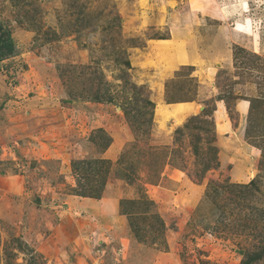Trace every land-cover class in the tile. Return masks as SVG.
I'll list each match as a JSON object with an SVG mask.
<instances>
[{
  "label": "rangeland",
  "instance_id": "374dc122",
  "mask_svg": "<svg viewBox=\"0 0 264 264\" xmlns=\"http://www.w3.org/2000/svg\"><path fill=\"white\" fill-rule=\"evenodd\" d=\"M174 1L0 0V264H264V0ZM198 6L250 35L232 32L216 91L176 72L166 100L201 113L165 124L130 58Z\"/></svg>",
  "mask_w": 264,
  "mask_h": 264
},
{
  "label": "crops",
  "instance_id": "0c3cea01",
  "mask_svg": "<svg viewBox=\"0 0 264 264\" xmlns=\"http://www.w3.org/2000/svg\"><path fill=\"white\" fill-rule=\"evenodd\" d=\"M170 2H172V0H170ZM166 3L168 4V2ZM167 6L166 9L168 8ZM166 9L165 13H171L174 15L175 12H168ZM203 9L204 8L200 6L195 9H184L185 12L187 11L185 14L190 17L189 20L184 23H181L179 19L175 17L173 20H170L168 26L166 23L163 26L157 25L158 29H165L166 35L154 39H146L148 47L145 54L141 56V59L140 57L130 58L129 63L132 65V69L134 71L148 74V78L145 80L144 84L147 88L154 91L153 102L155 104V108L157 109V114L160 117L159 120L162 119L161 121L165 124L173 122L178 126L190 117L200 115L201 112L199 111V107H197L198 102H196V98H199L201 94H205V92L208 93V91L212 88L211 85L215 82L217 72L214 71L216 67L221 68V65L224 64L222 68H227L230 54L227 46L228 44H232L231 40H235L232 39V32L235 34V38L242 37L243 35L249 36L250 26L248 27L247 22L245 25L242 24V22H239L235 28L230 26V24L233 23V19L231 20L232 13L230 11L229 14H226L225 11L221 12L223 18H227L225 21H229L231 23L219 26L216 25L218 33L214 31L215 27L194 23L196 17L198 19L200 16L204 15L205 17L208 16V18L211 16V14L207 13ZM193 10L195 13H193ZM224 19L221 17V22H223ZM234 24H236V22ZM238 26L239 29H237ZM211 27L213 28L212 32H207ZM210 32L215 34L211 35ZM205 33L209 34L203 36ZM189 67L193 68L192 76L197 79L196 93L193 92V95L196 94L195 100L167 101L168 81L179 69ZM201 79L203 81H201ZM250 88L251 87L246 89L247 91L244 89L241 94L242 96H239L233 104L237 117L236 130L242 134V139L245 138L250 110L249 98L252 96V89ZM212 90L213 89L210 91ZM213 91H216V89L214 88ZM214 99L213 107L215 108L211 110L212 119L214 122L218 118L222 120L219 128H222V134H224L229 132V130H231L230 127H232L229 122L230 118L228 119L226 117V103L228 102H226L227 100L224 97L223 99L220 97ZM160 108H162V112H167L166 118L160 116ZM248 147L250 149L252 148L251 146Z\"/></svg>",
  "mask_w": 264,
  "mask_h": 264
},
{
  "label": "bare ground",
  "instance_id": "6f19581e",
  "mask_svg": "<svg viewBox=\"0 0 264 264\" xmlns=\"http://www.w3.org/2000/svg\"><path fill=\"white\" fill-rule=\"evenodd\" d=\"M247 23H248V27H249V21L247 20ZM239 24V22L238 21H236V24H234L235 26H237ZM237 29H239V26L237 27ZM234 31V30H233ZM249 35H250V31H249ZM165 114L167 113V112H164ZM164 115V114H163Z\"/></svg>",
  "mask_w": 264,
  "mask_h": 264
},
{
  "label": "trees",
  "instance_id": "16d2710c",
  "mask_svg": "<svg viewBox=\"0 0 264 264\" xmlns=\"http://www.w3.org/2000/svg\"><path fill=\"white\" fill-rule=\"evenodd\" d=\"M10 40V39H9ZM195 118H193V120H194ZM197 119V118H196Z\"/></svg>",
  "mask_w": 264,
  "mask_h": 264
}]
</instances>
